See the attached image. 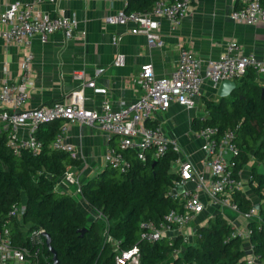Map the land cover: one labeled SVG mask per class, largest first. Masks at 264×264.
<instances>
[{
    "label": "built area",
    "instance_id": "2783aa9c",
    "mask_svg": "<svg viewBox=\"0 0 264 264\" xmlns=\"http://www.w3.org/2000/svg\"><path fill=\"white\" fill-rule=\"evenodd\" d=\"M41 2L43 0H31L24 6L11 5L0 17V23L6 26V30L0 32V37L7 44L26 49L21 62V81L0 86V133H7V144L14 153L19 155L22 151H28L34 157L39 156L43 151V142L38 139L37 134L41 127L56 121H62L63 124L51 147L67 152L73 158L76 157L75 148L65 140L69 125L97 127L110 141L117 138V146L107 148L104 160L106 166L120 173L128 172L133 165L126 152H134L138 161L146 163L149 156L159 160L172 151L176 154L172 171L178 175L179 180L169 189L168 196L179 202V207L171 210L165 221L159 224L153 221L142 222L140 240L156 243L163 238L175 240L179 237L183 241L182 247L173 251V255L179 257L182 250L192 244L197 230L217 214L215 211L220 209L223 212L227 208L248 222L243 231L221 213L233 226L232 238L240 237L243 242L250 243L253 230L249 228V222L255 220L261 223L262 220L257 205L249 213L242 214L235 203L236 193H244L245 189L241 177L243 170H235L236 158L240 155V148L235 143L236 131L229 129L221 132L218 127L213 126L199 128L194 133V139L201 142L198 149L201 157L195 161L194 156L177 140L171 139L161 126L151 127L150 123L175 104L194 110L206 81L218 87L224 81L240 82L249 71H254L257 74L256 80L260 84L264 83V61L255 54L247 53L236 42L228 43L217 59L207 61L200 59L193 50L182 48L177 68L169 77H157L151 63L141 67L136 79L141 95L131 105H123L118 110L113 109L108 101L103 102L99 110L85 105V87L102 95L107 93L106 89L96 86L95 78L103 73L101 69L95 72L94 78L85 81L81 88L68 94L62 101L28 110L26 106L35 85L32 68L34 55L29 50L32 39L38 37L45 44L56 33H61L68 40L74 39L77 38L79 26L74 18H50L34 14L32 5ZM191 2L192 0H159L148 13L121 11L107 17L106 23L132 26V34L143 35L149 46L162 48L164 41L159 21L168 20L176 30L190 16ZM231 20L249 26L264 23V6L260 0H241V6L231 14ZM125 64V55L119 54L114 65L124 67ZM77 77L83 80L85 78L83 73ZM207 117L206 113L198 119L205 121ZM22 129L27 132L26 138L20 135ZM250 164L251 162L247 166ZM81 186L79 175L69 168L58 181L56 189L76 197L82 194ZM25 210L24 204L13 205L9 213L10 221L0 228V264H39L41 261L47 246L45 230L30 232L24 246L16 244L11 234V221H20ZM108 242L112 240L109 238ZM250 250L246 258L252 264L257 262V257L253 254L252 245ZM138 253L139 248L135 246L131 251L121 253L117 262L137 263Z\"/></svg>",
    "mask_w": 264,
    "mask_h": 264
},
{
    "label": "trees",
    "instance_id": "16d2710c",
    "mask_svg": "<svg viewBox=\"0 0 264 264\" xmlns=\"http://www.w3.org/2000/svg\"><path fill=\"white\" fill-rule=\"evenodd\" d=\"M157 1L128 0L126 12L148 13ZM260 1L264 6V0ZM256 79V72L249 71L230 99L221 98L219 103L206 100L208 117L205 121L194 119L192 128L235 130V143L240 148L237 172L254 160L249 186L259 199L262 222H249L253 230L250 243L257 257L252 264H264V83ZM61 122L41 127L37 137L43 142V151L36 157L28 151L16 155L7 144V133H0V228L10 221L13 205L24 204L22 219L11 221V234L19 246L26 244V237L33 230L43 229L51 236L56 258L46 246L39 264H118L121 253L135 246L139 248L138 262L123 264H249L243 240L232 238L233 226L221 213L197 230L195 242L186 246L179 257L173 255L175 249L182 247L179 237L163 238L156 243L140 240L142 222L159 224L179 207V202L168 196L169 189L179 180L172 171L176 158L172 151L159 160L149 156L146 163L138 161L134 152H126L133 162L128 172L120 173L106 166L82 184L81 195L90 209L109 223L107 237L112 242H104L103 226L98 221L89 222L76 198L56 189L70 166H79L70 154L51 147L60 133ZM235 203L242 214L249 213L254 206L243 192L236 193ZM83 229L87 231L82 236Z\"/></svg>",
    "mask_w": 264,
    "mask_h": 264
},
{
    "label": "crops",
    "instance_id": "0c3cea01",
    "mask_svg": "<svg viewBox=\"0 0 264 264\" xmlns=\"http://www.w3.org/2000/svg\"><path fill=\"white\" fill-rule=\"evenodd\" d=\"M30 1L0 0V17L11 5L24 6ZM127 5L128 0H43L32 5V11L36 15L74 18L79 26L77 38L74 39L68 40L61 33L53 34L45 44L38 37L32 39L29 50L34 55L32 68L35 85L26 109L35 110L62 101L68 94L81 88L85 81L94 78L95 72L101 69L103 73L95 78V82L97 87L106 89L107 93L102 95L85 87V105L96 110L105 101L115 110L123 105H131L141 95L136 84L141 67L151 63L157 77H169L177 68L182 48L193 50L200 59L207 61L217 59L228 43L236 42L247 53L255 54L264 61V23L249 26L231 20V14L241 6V0H192L190 16L176 30L168 20L159 21L164 41L162 48L151 47L145 36L132 34V26L106 23L107 17L126 11ZM4 30L6 26L0 23V32ZM25 53L24 47L7 44L0 37V86L21 81V62ZM119 54L126 57L124 67L114 65ZM82 73L84 80L77 77ZM219 86L214 87L206 81L197 105L203 103L205 108L206 100L231 97L234 90L229 95L220 97ZM198 106L194 110H187L179 105H172L150 126H161L171 139L177 140L187 151L195 142H199L191 136V131L194 134L198 130L192 128V123L199 118V114L206 113V110ZM62 124L63 122L61 126ZM20 135L26 138V130L22 129ZM65 140L75 148L74 158L79 161V166L70 168L77 172L82 184L106 167V150L108 147H116L119 141L115 137L110 141L97 127L79 125L68 126ZM198 149L192 153L195 161L201 157ZM246 171L250 172L245 168L241 176L245 184L244 193L254 205H258L259 199L249 186L251 175L244 178ZM75 198L81 210L93 217L90 222L97 221L94 218L95 211L90 209L84 198L81 195ZM232 219L234 226L246 230L248 222L244 217ZM250 245L251 243L243 242L246 255L251 252Z\"/></svg>",
    "mask_w": 264,
    "mask_h": 264
},
{
    "label": "rangeland",
    "instance_id": "374dc122",
    "mask_svg": "<svg viewBox=\"0 0 264 264\" xmlns=\"http://www.w3.org/2000/svg\"><path fill=\"white\" fill-rule=\"evenodd\" d=\"M226 100H228V99H230V97H227V98H225ZM215 102L216 103H219L220 102V98H217L216 100H215ZM201 108L202 110H204L205 108H204V105H203V103L202 104H200L199 106H198V108ZM206 115V113H201V114H199V116H197V117H204ZM188 132H190V130L188 131ZM191 136L192 137H195L194 136V134L192 133V131H191ZM200 147V143L199 142H195L193 145H192V147L191 148H189L188 150H187V152L189 153V154H192L193 153V151H195L197 148H199ZM254 165H256L255 164V162H254V160H252L251 161V164L248 166V167H246L247 168V170H250ZM260 171H263V169L262 168H260L259 169ZM248 174L249 175H251V173L250 172H248V171H246L245 172V175H244V178H247L248 177ZM96 214L94 215V218L100 223V225L101 226H103V238H104V242H108L109 241V239H108V237H107V228H108V226H109V223H108V221L100 214V213H98V212H95ZM216 213H223V214H225L226 216H228V219H230V220H232V221H234L232 218H237V216L238 215H236L235 213H232L229 209H225L223 212L219 209V210H216ZM232 217H230V216ZM102 216V217H101ZM87 218H88V221L90 222L92 219H93V217L91 216V215H89V214H87ZM193 243L195 242V238H193V241H192ZM248 247V246H247ZM114 249H117V247H116V244H114ZM131 260H134L133 258H131Z\"/></svg>",
    "mask_w": 264,
    "mask_h": 264
},
{
    "label": "water",
    "instance_id": "95a60500",
    "mask_svg": "<svg viewBox=\"0 0 264 264\" xmlns=\"http://www.w3.org/2000/svg\"><path fill=\"white\" fill-rule=\"evenodd\" d=\"M236 87H237V83L234 81L222 82L221 85L219 86V96L225 97V96L229 95L233 90L236 89ZM263 95H264V91H263ZM257 208H260V206L257 205ZM86 231H87V229H83L80 231V234L83 236ZM46 238H47V246L49 248V251L55 254V252L51 248V236L49 234H47ZM55 258H56V254H55Z\"/></svg>",
    "mask_w": 264,
    "mask_h": 264
}]
</instances>
